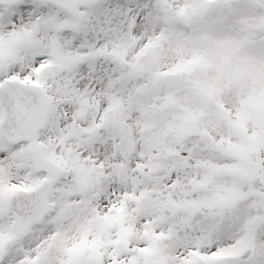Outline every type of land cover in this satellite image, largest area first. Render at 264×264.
Listing matches in <instances>:
<instances>
[{
    "label": "snow or ice",
    "instance_id": "1",
    "mask_svg": "<svg viewBox=\"0 0 264 264\" xmlns=\"http://www.w3.org/2000/svg\"><path fill=\"white\" fill-rule=\"evenodd\" d=\"M0 264H264V0H0Z\"/></svg>",
    "mask_w": 264,
    "mask_h": 264
}]
</instances>
